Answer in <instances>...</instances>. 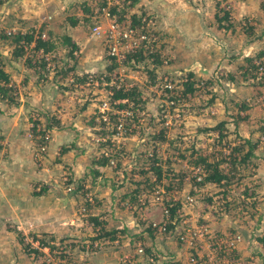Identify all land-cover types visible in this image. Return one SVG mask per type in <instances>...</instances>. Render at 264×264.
Returning <instances> with one entry per match:
<instances>
[{"label":"rangeland","instance_id":"rangeland-1","mask_svg":"<svg viewBox=\"0 0 264 264\" xmlns=\"http://www.w3.org/2000/svg\"><path fill=\"white\" fill-rule=\"evenodd\" d=\"M85 1L89 0H24V2L22 0H0V58L4 71V65L7 63L3 61L6 59L11 62L10 65L15 67H13L15 74L5 71L10 79L6 86L15 88L17 95L15 97L11 91L7 92L13 95V99L9 102L8 98L1 96L0 92V97H2L0 99L7 101L9 107L15 108L24 102L23 106L27 110L23 114L25 131H20V134L24 135V141L23 143L20 141V146L25 149L27 161L24 164L25 186L22 189V194L30 197L34 191L37 193L42 189L40 199L27 198L25 200L26 211H16V207L12 211L9 206L10 198L5 193L3 186L4 171L0 172L2 176L0 189L4 191L0 195L4 199H8V202H3L0 199V218L2 217L7 223L9 231L3 234L1 233L3 229H0L3 244L9 245L7 236L15 237L18 243L16 245L18 249L15 250L16 257L18 256L17 262L24 264H115L123 260H126L125 262L128 264H131L129 261L133 262L132 264H189L190 256L195 258V264L200 262L203 264H264V242L262 243L260 240V237L264 236V213L261 214L262 208L257 206V203L260 202L259 199L252 203V199L245 196V188L248 194L251 189L254 190L258 198L259 194H264V182L259 177L251 176L252 173H255L253 163L256 161L246 167L245 165L241 166L242 176L240 179L234 178L232 183L226 186L227 188L213 184L200 187L194 185L191 183V176L195 178V181H198L197 177L200 174H195L193 166H188L189 164L186 162L189 159H194L198 152L209 155L220 149L223 154H227L230 148L235 146L232 145L233 138H228L225 127L223 139H220L225 144L217 142L219 129L217 127L210 129L214 127L210 125L211 117L216 114H213L214 110L209 107L215 106L213 104L215 99L222 97L218 94L212 98L211 102L209 94L215 92L212 87L215 84L219 85L221 78L214 79L210 84L205 83L206 79L212 76H222L224 79L227 78V74L233 72L227 70L228 65L222 64L225 62L223 57L220 60L215 57L214 61L212 58L208 60L209 57H207L209 45H218L217 49L222 55L226 53L227 49L226 44H219V42L214 44L216 37L220 35L223 37L218 39H226V32L222 34L223 29L217 28L218 22L215 13L219 8L217 9L216 4L219 3L220 8L229 10V21L233 23L232 30L243 35L242 39L238 37L237 40L241 39L240 57L246 59V63L241 71L236 73L237 78H242L246 84H251L246 86H252V84L257 86L264 84V73L261 74L258 67L255 68L257 65L253 63L256 57H262L257 54L259 55L260 51L264 52L261 44V40L264 39V0H250V2L247 0H172L168 2H166L167 0H142V4L138 2L130 12H142L147 17V24L143 26L144 29L142 27H135V29L147 33L151 38L150 43H144V45L152 46L154 51L160 53L163 61L159 67H154L153 64L147 62L148 58H145L144 63H124L110 58L107 53L109 42L105 34L101 32V35H97L93 32V24L96 21L93 17L99 5L103 4L105 0H91V6L84 8L87 10L84 14L81 8ZM106 1L105 4L108 3L111 7L119 0ZM3 4L4 9L2 8ZM9 6L12 7L7 8ZM237 7L241 12L250 10L251 14L240 12L243 16H239L236 12ZM130 12L119 15L117 11L113 18L118 19L119 25L126 28L130 23L128 20ZM221 13L222 11L219 12V16ZM70 17H76L78 22L71 25L67 20ZM96 17L99 18L100 26L105 30L108 24L107 18L103 15ZM8 30L12 33L33 31L36 35L46 33L50 36L57 43L50 52L53 58L51 65L52 67L57 65V70L60 72L65 70L64 75L62 76L59 72L54 76L56 70L43 75L41 70H37L35 66L28 63L23 64L22 61L26 54L15 59L11 53L12 35L6 33ZM65 35H68L78 45V50L74 52L75 58H69L68 49L61 42V38ZM256 35L257 39L248 42ZM39 52L37 55L40 57ZM246 52L248 53L245 54ZM27 54L29 56L33 53L27 51ZM248 58L253 59L251 66L247 61ZM111 60H114L115 65L112 75L122 84L132 85L143 91L149 100L143 107L144 109H134V112L130 108L133 107L132 103L128 105L129 108L121 110L109 107L112 111H122L124 114L110 113V125L108 126L99 119V104L102 100H108L109 91L104 90L102 86L104 83H101L98 78L99 75L106 72ZM73 63H75L74 67H72ZM143 65L154 69V72L161 78L159 86L147 78ZM246 69L245 76L241 75ZM185 72L194 73V78L199 81L200 86L195 84L196 90L193 95L185 98L181 92L174 90L172 94H180L181 98L179 100V96L170 98L174 101V105H171L167 100L170 93L165 91L163 86L164 76L171 78L174 86L181 90V78ZM16 74H21L22 78L18 79ZM80 74L93 75V79L87 80L88 82L83 85H81L83 82L74 83L73 77ZM14 75L17 78H14ZM254 75L255 78H253ZM24 76L26 77V87L23 88ZM36 79L43 95L44 92L48 94L47 98H44L43 95L38 96L34 90L30 91L28 88L30 83L37 81ZM52 79L57 86L53 90L59 91L61 95H51L50 89L53 86L50 82ZM257 90L259 91V89ZM68 95L71 96L69 99ZM221 95L226 97L223 101L221 99L224 107L221 101L215 107H219L220 119L226 121L224 109L228 107L227 98L232 97L226 96L224 93ZM260 95H262L259 100L260 105L264 107V93L262 92L253 95L247 94L244 103L249 105L250 102L246 98L249 96L256 98ZM19 98L21 100H18ZM40 101L43 102V105L38 107L37 104ZM50 103H55L56 107H52ZM138 111L142 113L141 117L136 116L135 113ZM165 114L169 115L171 121L169 126L165 125ZM50 116L60 122L64 121L65 127L45 131L43 125L45 119ZM135 116L137 118L133 121ZM125 117L126 124L130 123V129L127 128L124 137L122 136L118 141L115 139L113 131L109 130L119 120L118 118L124 120ZM40 118L43 120L40 121ZM128 118L129 122H127ZM262 126L264 127V124ZM66 128L67 130L63 131ZM141 128L144 131L143 134L139 130ZM161 129L165 130V137L168 140L157 146V152L160 156L167 152L174 153L171 155L173 161L170 167L175 173L182 169L184 180L179 184V178L175 177L172 181L174 186L170 190H166L164 186L167 183L163 178L160 183L153 186L149 193L142 194L137 204L127 203L129 211L132 212L134 224L132 223L130 228L125 227L123 238L119 236L117 239H124L125 242L129 240L130 244H124L123 241L118 246L113 241L91 240V237L96 234L92 229L89 217L99 215L105 220L102 213L98 214L99 210H103L101 197H103L104 191L98 190L104 186L110 188L112 184L110 181H105L101 185L100 182L105 177L109 180L122 179L123 175L111 171H109V176H105L104 173L99 175L96 178L97 184L86 192L85 196L79 191H74L77 180L82 182L85 188L89 187L91 173L97 168L93 162L98 160L100 154L108 158L109 165L111 160H113V165L118 161L122 166L126 165L127 171L132 165L141 164L142 158L145 159L153 152V144L143 142L147 132L151 135ZM258 129L261 132L264 131L262 128L258 127ZM58 131L62 134L58 135ZM65 133L66 136H64ZM235 135L237 137V134ZM66 141L67 143H65ZM78 149L84 150L85 156L81 159L79 157L83 153ZM191 150H195L192 156L190 155ZM178 153H182L186 160L181 159ZM10 154L4 153L3 167L5 164L6 168H12L15 164L14 161L17 162V159L14 161L9 159ZM263 154L264 152L261 153V155ZM91 168L92 172L90 173ZM137 170L133 174V178L125 182L124 186L122 185L123 190L121 187H116V189L111 187L112 193L117 195L119 192V197H122L126 190L130 192L135 187L132 182L137 179ZM243 171L247 173V176ZM259 185H261L260 188ZM223 190L225 193L221 192ZM189 197L193 199L191 203L187 202ZM170 198L180 203L179 221L173 231L163 232L157 229L152 235L142 232L150 223H167L166 213L162 222H160L162 218L156 220L151 216V206L157 205L159 210L163 211L166 207L165 201ZM87 200L90 205L87 204ZM140 203L144 205L140 206ZM38 207L41 208L42 215L36 217L37 226H33L35 208ZM148 211L150 214H147ZM3 213H9L11 218L8 220V215H3ZM19 213H24L22 219L17 218ZM258 215L263 222L255 229ZM108 220V223L105 220L107 226L113 228L118 227V224H121L120 221H123V219L116 218L115 214ZM181 235L184 240L180 239ZM39 238L53 247L51 251L47 246L38 247L37 239ZM243 240L244 242L241 243ZM90 243L93 245L89 246ZM150 243H155L158 248L156 245L152 248ZM240 243L243 246L239 248ZM141 245L143 252H138L137 248L142 247ZM149 246L151 247L150 253H144L145 247ZM32 248H37L36 252L40 253L31 252ZM120 248L123 249V252L117 253L115 250ZM126 253L129 254L124 256ZM114 255H120L121 258L115 260ZM209 257L212 258L209 259ZM0 264H11V262L8 257L4 256L0 258Z\"/></svg>","mask_w":264,"mask_h":264},{"label":"trees","instance_id":"trees-1","mask_svg":"<svg viewBox=\"0 0 264 264\" xmlns=\"http://www.w3.org/2000/svg\"><path fill=\"white\" fill-rule=\"evenodd\" d=\"M106 1V0H105ZM101 5H99V8L103 7L106 5L105 2ZM139 0H119L117 4L111 5L110 9L112 14L117 11L119 13L117 14H124L126 12H130L131 8L135 7L138 4ZM121 4V5H120ZM94 5V4H93ZM90 7L91 6V0L85 1L82 3V12L85 14L87 10H85V7ZM216 7L218 11L215 13V18L218 22V27H222L224 29H228L231 25V22L229 21V16L230 12L228 9H223L219 7V3L216 4ZM98 8V9H99ZM222 11L221 15L219 16V12ZM115 15V14H114ZM130 20V25L132 27H142L147 24L146 18L142 12L137 13V12H130L128 15ZM67 20L70 21L71 25H75L78 22V19L76 17H70ZM121 20V19H119ZM250 28V27H249ZM144 29V28H143ZM250 34V33H249ZM11 43L13 45L12 48V55L15 59L21 58L26 54L25 61L28 60L30 62L29 64H32L31 61L34 60V64L31 66H35V68L39 67L41 70V73L44 75V73H49L52 72L53 70H56L54 73V76L59 74L60 70H57V65L56 66H50L47 67V63L49 62L48 60H45V56L51 54L50 52L56 47L57 43L51 39L50 36L46 35V38L43 39L40 37L39 34L36 35L33 31H15L11 33ZM258 36H254L251 40H248V42L253 41L257 39ZM61 42L66 45L68 49V56L70 59L75 58L74 52L78 50V45L75 43L73 39H71L68 35H65L61 38ZM64 45V46H65ZM27 51L30 53H33L28 56ZM41 51L42 54L39 57L38 52ZM148 52V53H146ZM257 56H262L264 57V52L260 51L259 55ZM145 58L147 59V62L150 64H153L154 67H159L160 64L162 63L163 59L161 58V55L158 51H154V48L152 46H144L143 48L141 47L138 51L135 52H129L126 55V58L124 60V63L126 62H133V63H144ZM151 58V59H150ZM50 62L53 60V58L49 59ZM252 60L248 58L247 61L250 63L249 66L252 65ZM75 63L72 64V67H74ZM255 66V65H254ZM143 68L146 70V75L147 78L151 79L153 84L156 86H159L161 83V78L158 77L157 73L154 72V69H151L149 67H146V65H143ZM257 68V66H255ZM113 69H115L114 65V60H111V63L109 66H107L106 72L102 75H99L98 80H100L101 83H104L103 88L105 91H109V97H108V103L109 107H114L115 109L121 110L123 108H129L128 105L130 103L133 104L132 108L133 112L134 109H144L143 107L149 100L148 96L141 90H139L137 87H126V85L122 84L117 80L115 76H113L112 72ZM63 72V73H62ZM60 72L61 75L63 76L65 73V70ZM247 73V69L242 73L245 75ZM252 74V73H251ZM50 75V74H49ZM46 76V75H45ZM90 76V77H89ZM93 75H76L74 76V83L75 82H80L83 85L84 83L88 82L87 80H92ZM222 77V76H221ZM221 77L218 76H212L209 79H206L207 83H212L214 79H220ZM256 76L254 75L253 78ZM248 77H245V79ZM181 90L177 89L176 87L174 90L179 91L182 93L183 97L187 96H192L193 93L195 92L196 88L194 87L195 84H198L200 86L199 81H196L194 78V73L192 72H185L184 75L181 78ZM10 82V79L8 77V74L3 70V63L2 59L0 58V92L1 96H6L8 98V101L10 102L13 99V95L16 97V89L13 88L12 86H6L7 83ZM200 88V87H199ZM12 92L11 95L10 93L8 94L7 92ZM15 93V94H14ZM191 94V95H190ZM180 94L176 96V98ZM136 116H142V113L138 111L135 113ZM135 116L134 120L137 118ZM127 120V119H126ZM129 122V118L128 121ZM103 123V122H102ZM104 124V123H103ZM93 125V123H92ZM100 125H102L100 123ZM130 123L127 125L129 126ZM64 126L60 124V121L55 119L54 117H47L46 121L44 123V130H49V129H61ZM103 127V125H102ZM218 128L219 133L217 135V142L219 144H225L221 142L220 139H223V123H218L214 127H211L210 129L213 128ZM140 132L142 131V128L139 129ZM44 131V132H45ZM147 132V131H146ZM102 133V132H101ZM264 133V131H263ZM145 134V133H144ZM168 139L165 137V130L161 129L157 133H153L149 135L147 132L146 139L143 140V142H148L153 144V152L146 157L145 159L142 158L141 164H134L131 167H129L128 171L125 167L122 166V164L118 161L113 164H108V158L105 155L99 156L98 160L94 161L93 164L97 165V168L95 169L94 172H92V168L90 169L91 173V182L88 183L89 187L85 188V185L77 180V186L74 188V191H79L81 194L84 196L86 195V192H88L93 186L97 184L96 178L99 175H102L104 172L101 170L102 168H105L113 173L119 172L122 173L123 177L122 179H111L105 177L102 179V182H100L101 185L104 184L105 181H110L111 187L113 189L117 188H123L124 183L127 181H130L133 177V174L135 173L136 169L138 176L137 179L134 180L132 183L135 185V187L128 192H126L120 197L121 199L126 198L124 201L129 204H137V201L140 199L141 195L146 193H149L153 186L156 183H160L163 178L166 179V183L164 188L166 190H170L174 185L172 181L174 178H179L178 183H182V180H184V173L183 170H179L177 173L173 169H171L170 164L173 161V158H171V155H174V153H164L162 156H160L157 152V146L162 145L165 141ZM171 144L173 145V142L171 141ZM235 146L231 147L230 150L228 151L227 154H223L222 151L219 149L215 151L212 154L205 155L202 153H196V156L194 159H189L186 162L189 164L188 166L192 165L194 167L200 166V176L198 181H195V178L191 176V183L197 186H205L207 184H213L217 186H228L229 184L232 183L234 178L240 179L241 175V166L243 165H249L252 163L255 158L254 154V149H255V144H252L251 141L244 140L243 142L235 143ZM246 145V146H245ZM172 148V147H169ZM175 148V147H173ZM195 153V150H191V156ZM178 156L181 157V159L186 160L184 155L182 153H178ZM117 157V156H116ZM264 158V156H263ZM138 159V158H137ZM111 166V167H110ZM135 167L136 169H134ZM253 167H257V163H253ZM99 168H101L99 170ZM128 173V174H127ZM123 185V186H122ZM42 190V189H41ZM41 190L37 192L36 194H40ZM222 193H225V190L221 191ZM256 194L254 190L251 189L250 193H247V189L245 188V196H248V198L252 199V203L256 202L258 200V197H256ZM245 200V199H244ZM122 201V200H121ZM87 200V204L90 205V202ZM244 203V202H243ZM179 201L169 199L165 201V213L167 215V223L162 224H148L142 232H147L148 234L152 235L153 232L157 230L158 226L163 225L164 230L163 232H171L173 229L176 227L177 222L179 221V215H178V208H179ZM128 205V204H127ZM144 205L143 203H140V206ZM89 220L92 222V229L95 232V236L91 237V240H106V241H113L114 243H117L119 241V236H122L125 233V229H116V228H111L108 229L106 225V221L103 218H100L99 215L95 216H90ZM261 220V219H260ZM261 222L257 220L255 229H257L260 225ZM139 234V233H137ZM118 240V241H117ZM261 242H264V236L260 237ZM38 241V247H48L49 250L51 251L52 246L48 245V243H45L42 241V238L37 239ZM93 245V243H90L89 246ZM142 246V245H141ZM143 248V246H142ZM150 246L145 247L144 253H150ZM31 252H35V254L40 253L39 251L36 252L37 248H32L30 249ZM128 264V263H127Z\"/></svg>","mask_w":264,"mask_h":264},{"label":"crops","instance_id":"crops-1","mask_svg":"<svg viewBox=\"0 0 264 264\" xmlns=\"http://www.w3.org/2000/svg\"><path fill=\"white\" fill-rule=\"evenodd\" d=\"M168 1H172V0H167L166 2H168ZM247 1L250 2V0H247ZM22 2H24V0H22ZM139 2L141 3L143 1L139 0ZM5 4H7V3H5ZM249 6H250V4H249ZM11 7L12 6H9L7 8H11ZM2 8L3 9L5 8L4 4H3ZM172 8H175V7L172 6ZM236 12L238 13L239 16H243V15H241V13L251 14L250 10L241 12L238 9V7L236 8ZM230 25L231 26L227 30L222 28V27H220V28L217 27L218 29H223L222 34H224L226 32V35H225L226 39L225 40L218 39L219 37H223V35H220V36L216 37L217 40L215 39V41H214V44H216L217 42H219V44H226V46H227L226 53H224V55H222L217 49L218 45H212V46L209 45V48H208V53H209L207 56V57H209L208 60H211V58H212V60L214 61L215 57L218 60H220L221 57H223V59H225V62H223L222 64L229 66V68H227V70L229 72L233 71L232 73L227 74V78L223 79V77H221V83H219V85H216V84L213 85L212 88H213V91H215V92L212 93L210 91L211 94H209V96H210L209 98H210L211 102H212V98L218 96V94L220 97H222L221 98L222 101L226 98V97L221 95L223 93L226 96L230 95L232 97V98H227L228 107H226L224 109V113H225L224 119H226V121H222L223 119H220L221 115H219V112H220L219 107H215L217 105V103L221 101V99H219V98L215 99V102L213 103V104H215V106L209 107V109L214 110L213 114H216L215 116L211 117L212 123L210 125L215 126L218 123H223V127H225L227 129L226 132L228 133V138H233V140L235 141V142L234 141L232 142V145H234L236 142H238V143L243 142L244 140L251 141L252 144H255V149H254L255 158H253L252 160L255 159L254 161L257 162V167L255 168V173H252L251 176L252 177H259V179L264 182V158H263L264 154L261 155V153L264 152V149H263V147H264V133L258 129V127L264 129V127L262 126V124H264V107H261V105H260L261 103L259 101V100H261L262 95L257 96L256 98H254L255 96H249L248 98H246V100H248V102H250V104L248 105V103H246V102L244 103V98L247 97L246 96L247 94L253 95V94H259V92L264 93V84L263 85H257V86L252 84V86H246V85H251V84L250 83L246 84V82L243 81L242 78H237L238 76H236V73L241 71V69L244 67V65L246 63V59L241 58L240 52H239L241 45H242L241 39L243 38L242 37L243 35H239L237 32L232 30L233 29V23L232 22ZM219 32L221 33V31H219ZM238 37H241V39L237 40ZM222 41L225 43H223ZM263 41H264V39L261 40L262 48H264V42ZM247 53L248 52H246L245 54H247ZM219 55H220V57H219ZM218 60H217V63H218ZM3 62L7 63L6 65H4L5 71L15 74V70L13 69L14 66L10 65L11 62H9L8 59H6ZM22 62H23V64L24 63H28V64L30 63L28 61H25V57L23 58ZM31 63L34 64V60L31 61ZM32 64H29V65H32ZM36 69L38 70L39 67H37ZM39 71H40V69H39ZM16 75H18V77H19L18 79H20V77L22 76L21 74H16ZM16 75H14V78H17ZM241 75H243V74H241ZM243 76H245V75H243ZM25 79H26V77L24 76V83H22V85L24 84L23 88L26 87ZM38 83H39L38 80L35 83H30L28 88H30V91H31V89L34 90L38 96H42L43 92H41ZM50 83L53 86L50 89L51 95L52 94H53V96L61 95L59 93V91L53 90V88L57 87L55 85L53 79ZM18 86L20 87V85H18ZM21 88H22V86H21ZM257 89H259V91ZM65 93L68 94L67 91H65ZM29 94H31V93H29ZM43 97L47 98L48 94H45V92H44ZM69 97H71V96L68 95L67 98L69 99ZM0 98H2V97H0ZM18 100H21V99L19 98ZM238 101H239V103L237 104ZM23 103H20L17 108L9 107V104L7 103V101L0 99V172L2 170L4 171L3 175L5 176V180H4L3 186L5 189V193L10 198L9 199L10 200L9 206H10L12 211H13V208L16 207L17 208L16 211H19V212H22L25 210L26 203H24V202L27 198H32L33 200L41 198L40 194H36L35 191H34V193H32V196H30V197H27V196L22 194V189L25 186L24 164H25V161H27L26 155H25V149H23L20 146V144H21L20 141L22 143L24 141V138H23L24 135L20 134L21 133L20 131L21 130L25 131V127H24V125H25L24 120L25 119L23 117L24 116L23 114H25V112L27 110L23 106ZM50 104H52V103H50ZM236 104H237V107H236ZM262 104H263V102H262ZM40 105H43L42 101H40V103L37 104L38 107H40ZM52 107H56L55 103L52 104ZM74 107H75V105H74ZM85 107H87V106H85ZM223 107H224V103H223ZM41 120H43V119L40 118V121ZM45 121H46V119H45ZM61 122H60V124L65 127V125L63 123L64 121H61ZM66 130H67V128L63 129V131H66ZM60 134H62V132L58 131V135H60ZM231 134H234V135H231ZM235 134H237V137ZM25 135H26V133H25ZM64 136H66V133L64 134ZM68 142H70V141H68ZM65 143H67V141ZM65 143H63V144H65ZM17 145L19 147H16ZM78 150L81 153L84 152L83 149H78ZM10 152H11V154H10ZM4 153H9L10 154L9 159H11L13 161L15 159H17V162L14 161L15 164L13 165L12 168L11 167L6 168L5 164L3 167L2 160L4 157ZM80 155H82V156H80L79 159H81L82 157L85 156L84 153L80 154ZM77 156H79V155H77ZM28 157H29V155H28ZM81 162H83V161L81 160ZM246 166H248V165H245V167ZM100 169L101 168H99V170ZM101 170L104 172L105 176H107V175L109 176V170H107L105 168H102ZM243 173L245 175L247 174V173H245V171H243ZM9 176H10V178H9ZM1 178H2V176L0 175V179ZM260 187H261V185H259V188ZM123 189H124V187L121 188V190H123ZM98 191H100V192L104 191L103 197H101V201L103 204L102 205L103 210L102 209L99 210L98 214L102 213L103 217L105 218L107 223L109 221L108 220L109 217H112V215L115 214L116 218L123 219V221H120L121 224H118L120 227L116 226V228H124V229H125V227L130 228L132 226V223L134 224V222H133L134 220H132V215H131L132 212L129 211L127 203L125 201L120 200V197H119L120 193L118 192L117 195H115V193H112L111 187L109 188V186H104L103 188L100 187ZM110 191H111V194H110ZM1 192H4V191L2 189H0V194H3ZM258 196H259L258 199L260 202L257 203V206H259L258 208H262L261 214H263L264 213V194L261 193ZM0 199L3 202H8V199H4L1 195H0ZM29 200H31V199H29ZM151 209H152L151 210V216H153V218L156 220H160L162 218V220L160 221V222H162L164 219L165 210H163V211H161V209L159 210V207H157V205L151 206ZM35 211H36L34 213L35 217H33V220H34L33 226H37L36 217H40L42 215L40 207L35 208ZM147 214H150V212L148 211ZM3 215H8L7 216L8 220L11 218L9 213L8 214L3 213ZM23 215H24V213H19L17 218L22 219L24 217ZM261 217H263V215H261ZM256 220H260V215H258V218H256ZM37 222L40 223L41 221H37ZM260 222H261L260 224H262L263 220L261 219ZM1 228L3 229V232H1V233L5 234V233L9 232L7 230V228H8L7 223L3 220L2 217L0 218V229ZM111 228L112 227H108V229H111ZM9 236H7L9 245L3 244V241L0 237V258H3L4 256H6V257H8V260L11 262V264H24V263L17 262L18 256L16 257L15 250L18 249V247H16V245H18V243H17L15 237H9ZM120 237L123 238L122 236H120ZM123 241H124V244H128V243L130 244L129 240H127L125 242L124 239H119V241L117 242L118 246ZM243 242H244V240L241 243H243ZM241 243L238 245L239 248H240V246H243V244H241ZM150 244H151L150 245L151 247L153 246L152 248H154L156 245L155 243H150ZM156 247L158 248V245H156ZM122 250L123 249L120 248V249L115 250V251L118 253ZM238 250H241V249H238ZM116 252H114V253H116ZM129 253L131 254V250L129 251ZM129 253L124 254V256H127V254H129ZM114 258H115V260H116V258L120 259L121 256L120 255H114ZM211 258L212 257H209V259H211ZM125 261L126 260H123L122 262H125ZM122 262H119V263L122 264ZM129 262L131 264L133 263L131 261H129ZM116 263H118V262H116ZM216 263H219V261H216ZM124 264H127V262H125ZM199 264H203V263L200 262Z\"/></svg>","mask_w":264,"mask_h":264},{"label":"built area","instance_id":"built-area-1","mask_svg":"<svg viewBox=\"0 0 264 264\" xmlns=\"http://www.w3.org/2000/svg\"><path fill=\"white\" fill-rule=\"evenodd\" d=\"M98 14V15H96ZM99 15H103L104 17H106L107 19V26L106 29L103 30L101 25V22L99 21V18H97L96 16ZM115 17L114 14H112L111 10H110V6L107 3V5L99 8L93 19L96 20L95 23L93 24V32L94 34L97 35H101V32L103 34H105V37L108 39V47H107V53L109 55L110 58H114L116 61L118 62H124L126 55L129 52H135L138 51L141 47L143 48L145 45L144 43H150L151 38L148 37L147 33H142L141 30H137L134 27H132L129 24H127L126 28L121 27L119 24L118 19L113 18ZM6 33L8 35H10L12 32L10 30L6 31ZM46 33H41L40 37L45 39L46 38ZM39 54L41 55L42 52L40 51ZM50 58H52V54L46 55L45 56V60H48L49 62L47 63V67L52 66V62H50ZM253 63H255L258 67V71L262 74L264 73V57H256L253 60ZM132 85H128L126 84V87H130ZM164 89L165 91H167L168 93H170V95L167 97V100L171 103V105H174V101L170 98H172L173 96H175L176 98V94H172L174 92V84L172 82L171 78H167L166 76H164ZM180 98H178L179 100ZM99 112H100V121L104 123V125H110V113H116V114H124L122 111H112L109 108V104H108V100H102L100 101L99 104ZM165 125L169 126L171 121L169 119V115L165 114ZM175 118V117H174ZM115 123V125L112 127V129H110L109 131H113V134L115 135V139L116 140H120L122 138V136L124 137L125 132L128 128V130L130 129L129 126H127L126 124V117L125 119H120ZM165 127V126H164ZM108 131V133H109ZM110 164H113V160H111L109 162ZM193 170L196 171L195 174L200 173V166L198 167H194L193 166ZM197 179H199V176L197 177ZM157 200H159V197H157ZM193 201L192 198H187V202L191 203ZM155 225V224H154ZM157 229L159 231H163L164 227L163 225L158 226ZM181 240H184L183 235L180 236ZM138 252H143V248L142 247H138L137 248ZM189 264H195V258L193 256L189 257Z\"/></svg>","mask_w":264,"mask_h":264},{"label":"clouds","instance_id":"clouds-1","mask_svg":"<svg viewBox=\"0 0 264 264\" xmlns=\"http://www.w3.org/2000/svg\"><path fill=\"white\" fill-rule=\"evenodd\" d=\"M162 224V223H161ZM156 225V224H155Z\"/></svg>","mask_w":264,"mask_h":264}]
</instances>
